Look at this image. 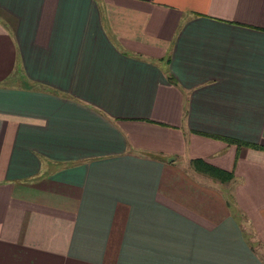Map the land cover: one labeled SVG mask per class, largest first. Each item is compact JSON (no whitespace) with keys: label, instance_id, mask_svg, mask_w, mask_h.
I'll return each mask as SVG.
<instances>
[{"label":"crops","instance_id":"crops-1","mask_svg":"<svg viewBox=\"0 0 264 264\" xmlns=\"http://www.w3.org/2000/svg\"><path fill=\"white\" fill-rule=\"evenodd\" d=\"M254 241L264 0H0V264H264Z\"/></svg>","mask_w":264,"mask_h":264},{"label":"trees","instance_id":"trees-1","mask_svg":"<svg viewBox=\"0 0 264 264\" xmlns=\"http://www.w3.org/2000/svg\"><path fill=\"white\" fill-rule=\"evenodd\" d=\"M192 163L196 166L199 167L201 170H205L208 173H210L213 177H218L219 179H224L228 180L231 176V171L225 170L223 167L215 166L212 165L210 162L203 161L198 158H193Z\"/></svg>","mask_w":264,"mask_h":264},{"label":"rangeland","instance_id":"rangeland-1","mask_svg":"<svg viewBox=\"0 0 264 264\" xmlns=\"http://www.w3.org/2000/svg\"><path fill=\"white\" fill-rule=\"evenodd\" d=\"M240 219H241L240 221L242 222V228L244 229V232L250 236L251 228L249 227V224L245 221V217L240 216ZM253 246L255 250L259 252L262 255V257H264V248L261 246V243L254 241Z\"/></svg>","mask_w":264,"mask_h":264},{"label":"water","instance_id":"water-1","mask_svg":"<svg viewBox=\"0 0 264 264\" xmlns=\"http://www.w3.org/2000/svg\"><path fill=\"white\" fill-rule=\"evenodd\" d=\"M169 158H172V157H166L165 160H166V159L168 160Z\"/></svg>","mask_w":264,"mask_h":264}]
</instances>
